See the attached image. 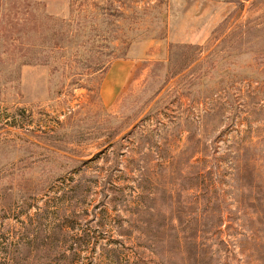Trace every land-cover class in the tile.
Wrapping results in <instances>:
<instances>
[{
	"label": "rangeland",
	"instance_id": "obj_1",
	"mask_svg": "<svg viewBox=\"0 0 264 264\" xmlns=\"http://www.w3.org/2000/svg\"><path fill=\"white\" fill-rule=\"evenodd\" d=\"M175 233L264 264V0H0V264H160Z\"/></svg>",
	"mask_w": 264,
	"mask_h": 264
},
{
	"label": "trees",
	"instance_id": "obj_2",
	"mask_svg": "<svg viewBox=\"0 0 264 264\" xmlns=\"http://www.w3.org/2000/svg\"><path fill=\"white\" fill-rule=\"evenodd\" d=\"M58 32V31H56ZM56 35L58 33H55ZM173 233V232H172ZM166 236V235H165ZM170 238L172 240L173 248L169 251L170 255L176 256V261H173L171 258L170 261H162L160 264H219L218 257L215 260L216 254L222 250V248H217L215 250L211 249V246H206V241L209 240L208 236L197 235V233H193L191 237L186 238L183 237L181 240L179 239L178 234H170ZM164 239V235L160 234L157 238V242L161 243ZM170 240V241H171ZM217 243L220 245H225V242L222 239H215ZM14 247V248H13ZM13 249H9L10 252L7 251V259L9 264H35L28 263L29 260L26 259V256H31L32 251L26 248L20 241L16 242L13 245ZM253 251H257L259 253V257L264 260V249L259 245L252 246ZM234 258L238 257V254L235 251V248L231 249ZM134 264H149L146 261L136 260ZM221 264H233L231 262L221 263ZM237 264V263H236Z\"/></svg>",
	"mask_w": 264,
	"mask_h": 264
},
{
	"label": "crops",
	"instance_id": "obj_3",
	"mask_svg": "<svg viewBox=\"0 0 264 264\" xmlns=\"http://www.w3.org/2000/svg\"><path fill=\"white\" fill-rule=\"evenodd\" d=\"M129 62V60H122L121 62H119V63H115L114 64V66L116 65V66H119V65H125V64H127ZM117 64H119V65H117ZM113 67V66H112Z\"/></svg>",
	"mask_w": 264,
	"mask_h": 264
}]
</instances>
